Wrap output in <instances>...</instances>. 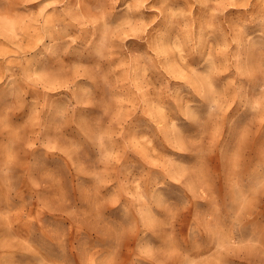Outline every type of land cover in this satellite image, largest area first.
<instances>
[{"label":"rangeland","instance_id":"obj_1","mask_svg":"<svg viewBox=\"0 0 264 264\" xmlns=\"http://www.w3.org/2000/svg\"><path fill=\"white\" fill-rule=\"evenodd\" d=\"M0 264H264V0H0Z\"/></svg>","mask_w":264,"mask_h":264}]
</instances>
